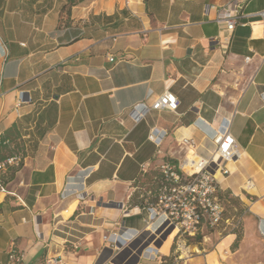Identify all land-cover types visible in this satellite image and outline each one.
Listing matches in <instances>:
<instances>
[{"label": "crops", "instance_id": "1", "mask_svg": "<svg viewBox=\"0 0 264 264\" xmlns=\"http://www.w3.org/2000/svg\"><path fill=\"white\" fill-rule=\"evenodd\" d=\"M229 3L240 7L231 31ZM260 11L264 0H0V154L16 158L0 193V264L12 246L19 264H44L46 244L52 264H264ZM165 91L176 112L133 123L130 109ZM223 120L237 153L216 179L245 208L241 239L210 232V249L192 245L185 260L191 245L160 219L148 227L132 196L163 162L209 157ZM151 129L165 131L158 146ZM125 230L138 234L127 242Z\"/></svg>", "mask_w": 264, "mask_h": 264}, {"label": "built area", "instance_id": "2", "mask_svg": "<svg viewBox=\"0 0 264 264\" xmlns=\"http://www.w3.org/2000/svg\"><path fill=\"white\" fill-rule=\"evenodd\" d=\"M240 7L237 4H228L223 10V18L226 22L227 30H232L235 20L239 16ZM264 19V11L257 13ZM248 58L245 59L247 61ZM110 61H113L111 58ZM264 94V92H263ZM21 100V99H20ZM147 101L134 105L129 116L133 123L137 124L142 121L148 112L167 110L176 112L178 101L169 91L153 97L147 95ZM165 131L151 129L149 139L155 145H160ZM214 150L207 157H199L195 153V159L188 161V156L178 166L165 161L159 166V172L163 177V184L157 194L156 201L146 206L148 220L146 225L149 227L160 219L162 229L172 227L176 230L177 236L195 237L203 236L205 232L216 231L222 224L223 204L218 194L224 192L216 179L215 173L221 176L229 175L230 171L226 166L228 161L235 160L237 147L234 137L230 132V122L223 120L217 133L212 138ZM182 145L193 146L192 139H182ZM186 164H183V163ZM16 163V158L11 157L0 162V193H7L6 186L1 181V175L8 166ZM229 220L225 223L228 224ZM137 232H128L125 230L120 233L123 240L129 242ZM106 241L113 244L112 236L106 237ZM47 251L44 257V264L56 263L54 257L48 254V245H45ZM145 252L153 256H159V250L147 248ZM7 264H19L23 259V254L13 246L8 252Z\"/></svg>", "mask_w": 264, "mask_h": 264}, {"label": "trees", "instance_id": "3", "mask_svg": "<svg viewBox=\"0 0 264 264\" xmlns=\"http://www.w3.org/2000/svg\"><path fill=\"white\" fill-rule=\"evenodd\" d=\"M5 144V141L3 140V134L0 133V149ZM10 158L9 156H4L0 154V162H3L4 160ZM12 173V166H8L5 170V172L1 175V181L4 185H6V175L8 173ZM158 178L156 180H153L150 177H146L144 181L140 182L139 184V193H135L132 196L133 204H145V206H148L149 204H152L156 201L157 194L163 184V177L161 173H158ZM149 186L146 193H141L142 191V184H145ZM142 195V196H139ZM220 201L223 204V220L221 224V228H223L225 225V221L229 220L231 221L232 228L228 231L236 234V239L233 243V248L237 247L240 239H241V218L245 212V208L242 206L240 200L236 197H232L228 194V192H220L218 194ZM132 204V203H131ZM213 232V231H211ZM226 232V231H225ZM202 243V236L196 235L195 237H188L187 238V245H199ZM174 247V244L172 245V248ZM165 261V264H173V258H163Z\"/></svg>", "mask_w": 264, "mask_h": 264}, {"label": "rangeland", "instance_id": "4", "mask_svg": "<svg viewBox=\"0 0 264 264\" xmlns=\"http://www.w3.org/2000/svg\"><path fill=\"white\" fill-rule=\"evenodd\" d=\"M142 185L143 186L141 187L142 188L141 193H146L147 190H148V188H149V186L146 185V183L145 184H142ZM232 197H234V196H232ZM224 225L225 226L223 228H221L222 226L220 225V227L218 228V231H220V232L223 233L225 231H228V229H231L232 228L231 221H229L228 224L225 223ZM209 235H210V231L209 232H205L204 235L202 236V243H204L206 250L210 249L212 243L214 242L213 239H212V241H210V240H208L206 238ZM187 238L188 237L183 236V235L180 236V239L183 240V241H185V243H187ZM194 249L195 248L191 245L188 249L185 250V253H184L185 260H188V258L192 255V253H194Z\"/></svg>", "mask_w": 264, "mask_h": 264}, {"label": "bare ground", "instance_id": "5", "mask_svg": "<svg viewBox=\"0 0 264 264\" xmlns=\"http://www.w3.org/2000/svg\"><path fill=\"white\" fill-rule=\"evenodd\" d=\"M193 153H194V152L191 151V150L188 151V153H187L188 161H192V160L195 159V155H194ZM232 163H233V161H228V162L226 163V166L228 167V169H230V165H231ZM183 164H186V163L184 162ZM215 176H216L217 178H219L220 180H222V177H221V175H220L218 172L215 173Z\"/></svg>", "mask_w": 264, "mask_h": 264}]
</instances>
